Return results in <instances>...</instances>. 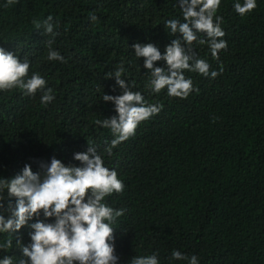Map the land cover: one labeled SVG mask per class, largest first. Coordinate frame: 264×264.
Instances as JSON below:
<instances>
[{
  "label": "trees",
  "instance_id": "16d2710c",
  "mask_svg": "<svg viewBox=\"0 0 264 264\" xmlns=\"http://www.w3.org/2000/svg\"><path fill=\"white\" fill-rule=\"evenodd\" d=\"M235 2L222 0L217 13L227 50L214 59L207 44L193 48L219 75L185 71L198 92L182 100L166 89L153 93L132 47L152 43L164 54L179 36L165 22H183L178 0H0V48L27 60L29 77L41 75L54 95L43 104L42 92H0V176L14 178L25 164L39 172L53 157L80 166L74 154L95 147L124 184L123 193L105 201L124 212L112 225L118 264L152 253L160 264H187L173 260V250L195 255L199 264H264V0L243 17ZM49 16L57 33L52 48L63 63L48 59ZM118 66L130 90L163 107L112 146L111 130L96 121L117 116L103 95L123 94L108 77ZM29 231L14 233L0 259L18 264L16 241L29 244ZM7 238L0 234V243Z\"/></svg>",
  "mask_w": 264,
  "mask_h": 264
},
{
  "label": "clouds",
  "instance_id": "9594fccd",
  "mask_svg": "<svg viewBox=\"0 0 264 264\" xmlns=\"http://www.w3.org/2000/svg\"><path fill=\"white\" fill-rule=\"evenodd\" d=\"M16 2L18 0H7L10 5ZM221 2L178 0L183 22L179 19L165 22L171 34L179 36L166 46L163 55L152 43L132 46L135 56L144 59L143 67L150 73L148 87L153 93L166 89L169 97L187 99L198 89L185 77V71L212 78L219 75L217 71H210L205 59L195 56L193 48L207 44L214 59L219 58L220 51L227 50V43L222 39L225 36L222 17L217 15ZM233 8L242 17L250 15L257 8V0H243V3L237 0ZM52 19L49 16L44 22L45 33L53 38L47 42L48 59L63 63L64 57L52 48L57 35ZM90 19L95 22L98 18L90 14ZM34 23L40 27L39 22ZM198 34H204L207 39H201ZM160 61L166 63V68L154 67ZM29 69L27 60L21 61L16 54L0 48V92L15 88L30 96L42 92L41 103H51L52 89H46V80L38 73L29 77ZM124 71L123 66H118L114 73L108 74L109 79L115 78L123 94L103 95L104 102L115 105L117 116L96 121L111 130L112 146L128 140L141 123L157 115L163 107L146 103L140 92L130 90L121 78ZM73 158L80 166H66L53 157L50 163H40L39 172L34 173L31 166L25 164L22 173L14 178L0 176V234H8L0 248H11L13 234L24 227L30 229L29 244L25 246L19 239L16 241L21 251L18 264H118L112 225L124 212L114 210L105 201L114 193H123L124 184L115 170L104 166L95 147L88 146L86 152L75 153ZM171 257L175 261L199 264L198 257H188L178 250H173ZM0 264H14V261L11 256H5ZM130 264H160V261L158 253H152L134 256Z\"/></svg>",
  "mask_w": 264,
  "mask_h": 264
}]
</instances>
